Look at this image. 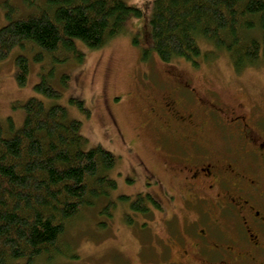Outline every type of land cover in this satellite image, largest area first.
<instances>
[{"label":"trees","instance_id":"1","mask_svg":"<svg viewBox=\"0 0 264 264\" xmlns=\"http://www.w3.org/2000/svg\"><path fill=\"white\" fill-rule=\"evenodd\" d=\"M12 7L0 28V60L14 47L30 45L38 48L37 61L44 56L56 63L82 61L80 43L103 47L127 32L131 16L143 14L127 0H46L37 11L17 17ZM152 10V47L165 62L185 58L198 64L205 40L213 46L206 58L225 52L237 73L264 59V0H154ZM29 64L26 54L17 56L18 83H27ZM36 89L61 95L46 79ZM73 102L92 113L82 99ZM23 104L20 127L0 122V264H36L62 252L69 221L117 187L111 177L117 155L102 145L88 147L82 121L66 106H48L37 96ZM146 201L138 197L131 209L146 213ZM114 206L108 201L101 215L113 219Z\"/></svg>","mask_w":264,"mask_h":264},{"label":"rangeland","instance_id":"2","mask_svg":"<svg viewBox=\"0 0 264 264\" xmlns=\"http://www.w3.org/2000/svg\"><path fill=\"white\" fill-rule=\"evenodd\" d=\"M45 1L0 0V28L9 21L10 5L17 17L37 11ZM127 1L139 7L142 16H131L127 32L103 47L93 50L80 43L82 61L71 58L56 63L48 56L37 61L34 57L38 48L30 45L14 47L0 60V122L6 127H20L25 117L23 103L37 96L48 106H66L72 118L81 120L88 147L102 145L118 157L116 168L111 171V177L117 180L116 189H112L110 196L97 199L96 204L84 207L78 217L69 221L61 237L62 252L42 257L36 264H147L156 260L155 251L162 244L159 237H166L171 223L166 218L172 214L161 186L168 188L166 195L171 197L170 187L175 183L168 157L161 149L162 125L156 116L150 115L146 96L158 97L169 91V71L188 75L199 95L212 99L216 96L229 107L249 111L264 103V59L237 73L225 52L206 58L213 46L201 40L203 55L198 57V64L185 58L165 62L152 47L150 18L154 0ZM19 54H26L30 63L26 84L17 79ZM43 79L50 81L61 95L50 97L38 92L36 85ZM152 87L159 88L152 93ZM75 98L85 101L92 113L83 112L73 102ZM149 191L163 201L165 213L155 211L151 203L154 209L137 212L131 209L129 200L120 199L124 194L133 201L140 192ZM108 201L113 206L115 202L111 210L113 219L101 215ZM177 215L175 219L182 222L185 214Z\"/></svg>","mask_w":264,"mask_h":264},{"label":"flooded vegetation","instance_id":"3","mask_svg":"<svg viewBox=\"0 0 264 264\" xmlns=\"http://www.w3.org/2000/svg\"><path fill=\"white\" fill-rule=\"evenodd\" d=\"M168 78V92L146 96L175 183L171 197L161 186L171 223L147 264H264V103L242 111L199 95L188 75ZM138 197L146 212L167 210L151 191L128 196L130 207Z\"/></svg>","mask_w":264,"mask_h":264}]
</instances>
